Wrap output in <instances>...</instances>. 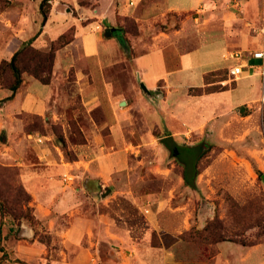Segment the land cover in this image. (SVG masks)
Masks as SVG:
<instances>
[{"label":"crops","instance_id":"crops-1","mask_svg":"<svg viewBox=\"0 0 264 264\" xmlns=\"http://www.w3.org/2000/svg\"><path fill=\"white\" fill-rule=\"evenodd\" d=\"M57 1L66 5L76 1V6L67 7L65 13L54 6L43 26L38 23L37 14L30 17L17 12L19 19L15 23L6 14L0 16L4 32L14 33L10 42L5 39L1 43L0 39V64L19 51L23 37L36 33V42L47 47L50 41L75 26V40L58 52L55 72L58 79L60 74L75 69V87L88 115L86 127L78 123L86 142L71 143L69 150L75 158L70 159L51 138H36L26 132L27 124L18 115L41 117L46 125L61 116L66 118V113L60 115L56 111L59 99L55 80L43 84L25 75L27 86L8 101L12 92L0 88V163L21 169L22 182L32 197L30 206L34 216L49 236L44 242L34 237L33 228L21 226L20 234L0 240L3 248L0 264H264V248L259 255H248L240 248L225 245L212 260L201 262L198 245L193 247V243L180 237L187 226L181 221L177 223L179 210L169 204H165L164 210L161 206L156 208L151 195L144 197L126 187L127 175H124L129 169L128 152L134 149L124 130L132 122L134 112L140 113L148 132L162 125L173 132L154 136L153 140L167 153L168 159L176 160L166 146L167 140L175 142L176 135L188 136L205 130L210 123L215 125V120L228 117L238 103L221 98L235 88L227 80L217 78L219 72L228 69L234 78L231 70L241 64L243 75L234 78L237 85L241 79L254 77L257 81L253 87H261V94L264 92V59L254 57L255 53L264 51V32L260 28L259 36H253L250 29L251 24L256 26L260 18L263 20V3L242 0V7L234 5L236 11H230L225 8L228 0H88L82 6L79 0ZM132 1L134 6H130ZM183 15L202 27L191 30L196 42L191 51L182 52L175 43L176 37L186 33L184 28L171 34L162 30L150 43L142 39L138 47L147 52L135 56L128 54L112 34L128 37L122 28L123 18L140 22L146 31L160 21L173 25ZM219 39L223 41L217 48L218 55L222 54L231 64L221 66L216 56L208 64L210 67L201 71L202 83L190 84L194 79L191 70L201 69L202 65L191 61L186 67L184 54L205 49ZM238 53L242 54L240 58L232 57ZM122 63L130 70L134 102L123 95V89L114 91L115 81L119 80L116 66ZM207 76L212 80H207ZM136 82L140 88L144 83L151 95L137 89ZM216 86L220 88L211 93L194 92ZM178 89L184 94L177 95ZM261 94L258 92L242 102L257 101ZM205 101L217 104L209 114L205 111ZM100 107L105 108H102L101 124L92 116ZM103 130H109L107 137L100 133ZM177 145L199 148L197 161L203 152L200 146ZM111 146L120 148L109 151ZM178 161L183 169L179 179L186 185L185 168ZM65 175L71 178L70 182L64 183ZM196 178L195 187L186 186L195 189ZM102 186L108 190L98 191Z\"/></svg>","mask_w":264,"mask_h":264},{"label":"rangeland","instance_id":"rangeland-1","mask_svg":"<svg viewBox=\"0 0 264 264\" xmlns=\"http://www.w3.org/2000/svg\"><path fill=\"white\" fill-rule=\"evenodd\" d=\"M79 1L82 6L88 0ZM237 1L242 7L243 5L240 3L242 0ZM258 2L261 5L263 0H258ZM72 3L66 5L63 2L62 5L57 0H0V16L6 14L8 19L15 23L19 19L17 12L25 13L30 17L37 14L38 23L43 26L45 20L47 21L51 15L54 6L59 7L62 13H65L67 7L76 6V1ZM234 5L235 0H228L225 3V8L236 11ZM219 9L222 10V7ZM42 10L49 12L47 17H44ZM76 15L78 16V14ZM133 21L123 23L127 30V32L125 31L128 35L126 40L132 56L147 52V49L138 47L142 39L146 43H150L152 37L162 30L170 31L171 34L183 28L186 33L176 37L175 43H178L180 51H191L196 47L195 39L191 37V30L192 28L195 30L202 28L200 23L187 19L186 15L176 19L173 25H166L160 21L154 23L151 29L147 27L146 31L142 29L143 26L140 22L134 19ZM251 25L253 27L250 28L252 35L259 36V29L264 26L263 20L260 18L256 26ZM74 28L76 29L75 26H71L63 32H67V40L71 41L66 46L75 40L77 30L75 32ZM4 30L5 25L0 21L1 43L5 39L7 42L12 41L14 33H7ZM40 35L41 33L38 34V36ZM127 35L125 34V36ZM30 40H33L30 46L42 51L50 50L51 41L47 47H41L36 42V33L32 37L29 35L23 37L21 47ZM222 41V39L217 42L214 40L205 49L184 54L183 59L186 67H189L188 63L191 61H198L202 65L201 69L191 70L194 73V79L191 80L190 84L199 85L202 83L201 71L207 70L210 67L208 64L216 60V56L221 62V66L227 67L231 64L230 61L224 60L222 54L218 55L217 51L219 50L217 48L221 47ZM22 49L20 48L19 51ZM59 51L56 53V59ZM79 56L80 54L77 52V57ZM55 65L50 78L51 84L55 80V89L59 99L56 103V111L60 115L66 113V118L61 116L60 119H54L49 125H46L44 119L42 118V122L41 117L38 118V116H18L27 124L26 127L29 129L27 131L26 128V132L31 133V130L42 131L43 135L37 134V131L32 135L36 138L38 136L51 138L52 143L70 158L71 155H68L67 152L73 154L69 150L71 143L82 144L86 142L78 123L86 127L88 115L78 95V89L75 87V69L60 74L57 79ZM116 71L119 74V80L115 81L117 73L112 76V80L116 82L114 91L118 92L123 89V95L131 98L132 102L136 101L134 86L131 84L130 70H127L126 64L117 65ZM218 76L217 78L230 82L228 84L231 88H235L221 96L222 99L223 96L227 100L230 99L231 103L238 102L232 107L228 117L215 120V125L210 123L205 130L194 131L188 136L176 135L174 137L177 144H189L203 148L197 164V187L195 189L180 182L179 177L183 171L181 164L173 157L168 159L167 153L153 140L154 136L162 137L167 133H173L171 130L162 125V127L148 132L142 116L137 112H134L132 122L128 123L124 130L125 135L130 139V143L134 145V149L128 152L129 169L127 170L128 173L124 174L125 177L127 175V186H125L144 195V197L151 195L156 208L161 206L164 210L165 204H169L172 209L179 210L180 216L177 223L181 221L184 227L187 226L180 237L183 236V240L184 236L188 239L195 238L198 240L190 242L193 243V247L195 244L198 245L201 262L212 260L221 252L223 245L240 248L248 255L252 253L256 255L261 251V248H264V99L263 101L261 99L264 92L261 94V87H253L257 81L254 77L241 79L237 85L238 81H234L228 69L219 72ZM209 78L212 80L211 77H208L207 80ZM8 79L12 80L10 76ZM215 80L217 79L215 78ZM135 87L141 89L137 82ZM216 87L220 88L219 86ZM258 92L261 95L257 101L242 102L254 94L257 95ZM183 94V90L178 89L177 95ZM215 106H217L216 103L207 101L206 110H202L209 114V111L214 110ZM102 108L105 109L100 107L92 112L93 118L100 124L103 121L101 120V118L103 119ZM118 109L121 107L118 106ZM227 118L229 121L226 120ZM89 133L90 131L87 134ZM100 133L107 137L110 132L103 130ZM43 140L46 142L47 139L43 137ZM111 147H109V151L120 148ZM5 169L13 170V176L10 177L5 174ZM64 183L66 182L64 181ZM21 184L24 186L21 179V169L18 166L0 163V210L3 211L2 215L0 214V240L2 241L4 236H17L21 232V226L25 225L33 228L35 238L38 237L44 242L48 241L49 236L44 233L45 230L40 221L36 220L33 208L30 206L29 196L25 193L26 188L24 186L25 190L21 189ZM107 190V187H104V191ZM19 216H25V220H19ZM0 249H3L1 243ZM4 257H8V255Z\"/></svg>","mask_w":264,"mask_h":264},{"label":"trees","instance_id":"trees-1","mask_svg":"<svg viewBox=\"0 0 264 264\" xmlns=\"http://www.w3.org/2000/svg\"><path fill=\"white\" fill-rule=\"evenodd\" d=\"M42 13L44 17H47V15L49 14V12L47 13L45 10H42ZM122 21L126 23L129 21H133V19L123 18ZM133 23L135 22L133 21ZM122 28H124V31L127 32L124 25L122 26ZM74 30L76 32L75 28ZM66 33H63L57 39L51 41V47L49 51H42L33 46H29L15 53V55L11 59L9 60L6 59L2 61V63L0 64V88L6 89L12 92V95L9 98H7V101L13 99L17 93H19L22 89H24L27 86V83L24 80V74H28L30 76L35 77L36 79L41 81L43 84H51L52 81L50 77L54 71L56 53L57 51L61 50L63 47H65L67 44L71 42L67 40ZM116 33H112V34L115 35V37L119 39V41L121 42L126 52H128L129 54L130 52H129L127 40L124 38L123 35L122 36L120 34L117 35ZM9 76L12 78V80L8 79ZM218 89H219L218 87H206L205 89L198 88L194 92L197 95H203L206 93H211ZM40 119L42 120V118ZM28 129L29 128L27 127V131ZM36 131H37V134L43 135L42 131L40 130H34V131L31 130L30 132L34 134ZM67 154L71 155V157L69 156L70 159L75 158L73 154H69V152H67ZM197 164H198V161H197ZM197 164L193 168L191 174H188L187 172L184 173L185 183L188 186L195 187V178L197 176ZM4 173L8 174V176L10 177L13 176V170L11 169H5ZM20 187L21 189L25 190L23 185ZM98 191L102 192L101 187L98 188ZM25 193L29 196V200L31 201L32 197L28 193L27 190H25ZM104 193L102 194L104 196H107V193L106 194ZM2 213L3 211L0 210L1 215ZM18 218L19 220H25V216H19ZM182 239H183V236H182ZM184 240L189 241V242L190 241L193 242V240L198 241L195 238L188 239L185 236H184Z\"/></svg>","mask_w":264,"mask_h":264},{"label":"flooded vegetation","instance_id":"flooded-vegetation-1","mask_svg":"<svg viewBox=\"0 0 264 264\" xmlns=\"http://www.w3.org/2000/svg\"><path fill=\"white\" fill-rule=\"evenodd\" d=\"M166 146L169 152L180 162L183 163L185 172L192 173L193 168L197 164V158L199 156V148H190L187 146H179L173 141L167 140Z\"/></svg>","mask_w":264,"mask_h":264},{"label":"built area","instance_id":"built-area-1","mask_svg":"<svg viewBox=\"0 0 264 264\" xmlns=\"http://www.w3.org/2000/svg\"><path fill=\"white\" fill-rule=\"evenodd\" d=\"M135 3L134 1H132L130 3V6H134ZM235 6L237 7H240V4H239V1L235 0ZM263 22H264V0H263ZM261 31L264 32V26L261 28ZM242 56V54L238 53V54H233L232 57H237V58H240ZM254 57L256 59H264V51L262 52H258V53H255L254 54ZM231 75L234 77V78H239L243 75V66L241 64H237L232 70H231ZM70 177L65 175L64 176V181L66 183L70 182L71 179H69ZM103 191H104V187H103Z\"/></svg>","mask_w":264,"mask_h":264},{"label":"water","instance_id":"water-1","mask_svg":"<svg viewBox=\"0 0 264 264\" xmlns=\"http://www.w3.org/2000/svg\"><path fill=\"white\" fill-rule=\"evenodd\" d=\"M32 42H33V40H30V41L27 42L24 46H22L21 49L24 48V47H28V46H30V45L32 44ZM141 88H142V89H143L148 95H151V92L148 91V89H147V87L145 86L144 83H141Z\"/></svg>","mask_w":264,"mask_h":264}]
</instances>
